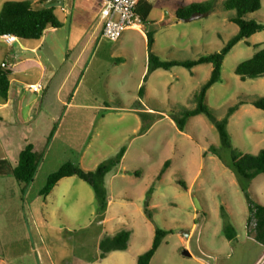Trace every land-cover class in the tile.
Listing matches in <instances>:
<instances>
[{"label": "rangeland", "instance_id": "rangeland-1", "mask_svg": "<svg viewBox=\"0 0 264 264\" xmlns=\"http://www.w3.org/2000/svg\"><path fill=\"white\" fill-rule=\"evenodd\" d=\"M6 1L0 0V10ZM151 1L155 9L142 24L145 30L157 31L153 50L163 60H193L220 52L239 32L232 20L236 11L226 10V0H216L211 14L180 21L174 28L158 25L162 9L206 0ZM69 4L77 10L72 15L69 8L66 27L55 33L46 30L42 42L31 40L41 43L38 51L46 65L49 57L58 68L48 72L44 85L49 88L39 94L28 91L22 101L0 112V159L16 165L28 144L44 152L26 191L14 176L0 175V264H138L158 228L171 233L152 264H264V244L248 223L244 192L264 204V173L248 181L233 169L234 155L264 149V111L252 103L240 107L228 124L233 143L229 149L222 147L216 126L205 114L190 118L180 130L174 116L196 107L195 96L210 78L212 65L192 71L181 66L157 70L145 82L147 44L140 33L126 30L119 40L99 33L90 39V20L101 0ZM247 19L264 24V0ZM261 48L264 30L227 55L221 80L206 98L217 119L226 118L241 99L264 97L263 77L242 80L236 73L239 64ZM81 51L84 57L76 63ZM16 76L27 82L37 77L35 70ZM144 84L147 93L141 98ZM72 93L73 105H63L60 100L68 101ZM123 147L122 162L105 179L106 210L92 186L78 176L62 179L48 197L41 195L48 177L64 163L95 170ZM167 160L170 166L160 177ZM226 226L234 227L233 239ZM125 229L132 231L129 248L102 259L101 241Z\"/></svg>", "mask_w": 264, "mask_h": 264}, {"label": "trees", "instance_id": "trees-1", "mask_svg": "<svg viewBox=\"0 0 264 264\" xmlns=\"http://www.w3.org/2000/svg\"><path fill=\"white\" fill-rule=\"evenodd\" d=\"M216 6V0H206L202 2H194L188 5L179 6L177 16L181 20L191 17L195 13L211 14ZM262 7V0H226V10H235L236 15L232 18L240 29L239 32L227 43L220 52L208 55H202L193 60H163L153 47L155 43V31H148V47H149V65L148 72L144 81L146 82L150 73L157 70H172L175 67H185L191 71L204 64H211L213 69L210 78L203 84L199 93L195 96L196 107L186 110L179 115L174 116V120L178 128L185 130L190 118L205 114L209 120L216 126L223 148H232V138L228 130L230 118L240 109L241 106L252 103L257 108L264 111V97L257 99H241L237 104L232 106L227 113L226 118L219 120L206 105L208 91L216 83L220 82L222 77V68L227 55L241 41L249 39L252 35L264 30V24L247 19L251 13L257 12ZM153 8L152 3L148 1H140L138 12L147 22L149 14ZM63 22L59 19L54 7H37L31 0L25 1H6L0 10V36L5 34H14L22 40H41L48 28H62ZM260 45V44H258ZM257 45V46H258ZM237 75L242 80L249 78H264V48H261L253 57L244 60L236 69ZM12 70L0 65V99L5 101L9 98ZM145 84L142 85L139 95L141 98L145 95ZM56 128L52 131L49 142L55 134ZM126 153V147H123L119 154L100 164L95 170L87 171L74 162L64 163L59 170L52 173L47 180L45 187L41 191V195L48 197L57 184L64 178L78 176L94 189L97 199L102 210H106L109 205L108 191L105 185V179L109 172L117 167L123 160ZM214 153L219 150L214 148ZM44 152H39L34 144H28L20 153L19 161L16 165L9 160L0 159V175H12L19 182L23 183V190L29 187L34 181L40 164L43 160ZM171 161L167 160L161 171L160 177L167 171ZM233 169L236 175L248 181H252L260 174L264 173V149L258 154H237L233 157ZM137 175L140 173L137 171ZM246 193L250 216L249 225L254 231L255 238L264 244V204L254 202L249 192L244 188ZM151 217L152 215L149 214ZM225 232L230 239L236 236V231L232 226H226ZM171 231L158 228L152 246L138 258V264H152L160 246L164 239ZM132 231L125 229L118 233L105 237L100 243L101 258L105 259L113 251H124L129 248Z\"/></svg>", "mask_w": 264, "mask_h": 264}, {"label": "crops", "instance_id": "crops-1", "mask_svg": "<svg viewBox=\"0 0 264 264\" xmlns=\"http://www.w3.org/2000/svg\"><path fill=\"white\" fill-rule=\"evenodd\" d=\"M31 1H33L37 7H54L57 16L59 17V19L64 24L62 28L66 27V23L69 20L68 19L69 13H70L69 8L71 9L72 15H74V11L77 10L76 7H74L75 9L72 10L71 4H69L70 0H31ZM143 1H148V2L152 3L153 8L149 14V16H151L153 10L155 9L154 3L151 0H143ZM103 2H104V0H101L100 10L97 11L93 15V18L90 20L91 22L94 21V23L90 26V29H94L93 33L90 36V39L97 37V34H99V33L101 35H103L101 18H100L102 7H103ZM177 9H178V7H176L174 10H169V11L166 9H162L161 16L157 20L158 25H163V27H166V28L167 27L168 28H174L175 26H177V24H180V21H185V20H181L178 18ZM59 11L61 12V16L58 13ZM74 22H75V17L73 18V20L71 22L72 27H74V25H75ZM144 27L145 26H143V24H141L135 28H131L128 30H134L135 32L140 33V36L142 38H144V40L147 44V66L145 67V70L143 72V77L145 79V76L148 72V65H149V47H148V34H147L148 30H145ZM58 29H61V28L50 27L47 30H51V32L55 33L58 31ZM156 33H157V31H155V34ZM43 38L41 40H37V41L42 42ZM99 39H100V37L98 38V40ZM40 44L41 43H39L38 45H35V44L31 43V40H22L20 38L17 41L9 44L5 40L0 38V65L3 63H7L8 69L12 70V72H13L9 98L5 101L0 99V112L12 107L14 102L19 103V101H22L25 98L26 92H28V91L31 93L37 94V92H33L29 89L30 84L41 83L43 85V90L41 91L42 93L46 89L49 88V86L45 87V85H44V82L48 76V72H49L50 68H52L53 70H55V69L57 70L58 68L55 67L54 63L52 62L51 59H49V57L47 58V62L49 63V65H46V60L44 59L42 54H40L38 51L40 48ZM154 47H155V43H154ZM95 51L96 50H94L92 52L91 56L94 55ZM29 52L32 54L34 53V55L28 54ZM83 57H84V54H83V51H81L78 55L76 63H78V61L82 60ZM76 63H75V65H76ZM212 69H213V67H212ZM33 70H35L37 77L32 82H27V80H23L22 78L16 76L18 74L31 73ZM53 73L54 72H52V74ZM68 77H69V75L67 74L63 83H65L67 81ZM62 87L59 90L61 92L63 91ZM146 93H147V91H145V94ZM73 99H74V93L70 94L68 101H66V100H60V101H61V103H63V105L68 104L67 105V107H68V106L73 105ZM55 115H54V117H56ZM55 119H57V118H53L54 121H55Z\"/></svg>", "mask_w": 264, "mask_h": 264}, {"label": "built area", "instance_id": "built-area-1", "mask_svg": "<svg viewBox=\"0 0 264 264\" xmlns=\"http://www.w3.org/2000/svg\"><path fill=\"white\" fill-rule=\"evenodd\" d=\"M140 1L104 0L100 17L103 35L112 40H119L126 30L141 25L143 18L138 12ZM0 38L9 44L19 39L14 34H5ZM2 66L8 68L7 63H3ZM29 89L40 93L43 90V85L41 83L30 84Z\"/></svg>", "mask_w": 264, "mask_h": 264}, {"label": "water", "instance_id": "water-1", "mask_svg": "<svg viewBox=\"0 0 264 264\" xmlns=\"http://www.w3.org/2000/svg\"><path fill=\"white\" fill-rule=\"evenodd\" d=\"M206 15H208V14L207 13H195L191 17L186 18L185 21L197 20V19H200L202 17H205ZM195 205H196V207H197L198 210H200V209L203 208L202 207V204L200 203V200L197 197H195ZM188 236H189V234H188ZM184 254L186 256H191V253L188 250H185L184 251Z\"/></svg>", "mask_w": 264, "mask_h": 264}]
</instances>
